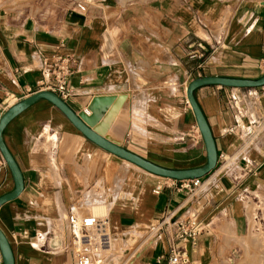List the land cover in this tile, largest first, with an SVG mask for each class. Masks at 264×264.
Returning a JSON list of instances; mask_svg holds the SVG:
<instances>
[{
	"label": "crops",
	"instance_id": "obj_1",
	"mask_svg": "<svg viewBox=\"0 0 264 264\" xmlns=\"http://www.w3.org/2000/svg\"><path fill=\"white\" fill-rule=\"evenodd\" d=\"M57 52L78 61L65 99L73 110L96 95L125 94L127 116L113 129L123 147L164 167H199L207 153L187 87L202 76L263 75L264 0H0V118L41 90L42 60ZM194 93L219 159L192 193L97 146L45 99L15 116L3 138L24 187L0 206L15 264H75L72 204L108 218L117 264H156L171 231L150 228L171 213L205 224L189 264H230L253 221L264 226V124L256 149L240 135L255 123L242 113L252 97L255 113L264 111V86ZM14 186L0 151V196Z\"/></svg>",
	"mask_w": 264,
	"mask_h": 264
},
{
	"label": "water",
	"instance_id": "obj_2",
	"mask_svg": "<svg viewBox=\"0 0 264 264\" xmlns=\"http://www.w3.org/2000/svg\"><path fill=\"white\" fill-rule=\"evenodd\" d=\"M204 85H217L234 88H258L264 86V73L257 79L202 76L193 79L189 83L187 87V99L191 105L199 131L205 143L207 159L206 163L202 166L183 169L161 166L122 146L121 137L115 135L113 129L120 119H125L127 116L126 111L128 102L125 94H104L93 96L87 109L79 112L73 110L69 103L56 92L46 89L36 91L32 95L14 103L0 118V151L12 173L15 186L11 192L0 196V206L17 198L24 187L21 169L4 141L3 131L15 116L40 99H45L57 107L88 140L149 173L175 180L203 178L216 168L219 159L212 129L195 98V90ZM0 250L4 264H15L11 244L1 229Z\"/></svg>",
	"mask_w": 264,
	"mask_h": 264
},
{
	"label": "built area",
	"instance_id": "obj_3",
	"mask_svg": "<svg viewBox=\"0 0 264 264\" xmlns=\"http://www.w3.org/2000/svg\"><path fill=\"white\" fill-rule=\"evenodd\" d=\"M80 8L85 10L84 6H80ZM77 62V58L69 53L57 52L51 57H44L40 67L41 89L54 91L64 99L69 97L71 94L69 82ZM174 181L178 183L179 189L190 193L201 185V178L174 179ZM162 188L163 183H158L156 191L160 192ZM67 222L74 239V245L77 247L75 264H101L102 258L85 248L92 247L95 252H98L99 249H107L110 244V236L106 232L109 225L108 218H99L93 214L84 215L79 205L72 204L68 209ZM169 229L171 231V234H168L170 249L167 253L160 254L156 258V264H162L163 261H166L167 264H189L191 261L190 250L196 247L198 238L205 229V224L191 216L180 217L171 213L158 219L150 228L154 236H159L163 232L168 233ZM91 231H94L97 236L94 237Z\"/></svg>",
	"mask_w": 264,
	"mask_h": 264
},
{
	"label": "rangeland",
	"instance_id": "obj_4",
	"mask_svg": "<svg viewBox=\"0 0 264 264\" xmlns=\"http://www.w3.org/2000/svg\"><path fill=\"white\" fill-rule=\"evenodd\" d=\"M247 90H255L257 88H246ZM245 102V100H244ZM240 105V102L238 103ZM254 106L259 107L260 102L257 97L251 98L249 101V108L246 111H242L243 114L250 116L252 121H255L252 127H247L246 129L241 130V137L244 139L245 143L247 145V150H251L252 148L257 147V144L260 142L255 140L256 134L260 127L264 124V111L260 109L259 115L255 113V109L253 110ZM259 116V117H258ZM264 129H261L260 133L263 132ZM256 149V148H255ZM88 203V204H87ZM83 204L87 205H94V202L85 197L83 199ZM93 215H96L93 211L90 212ZM102 218V216H99V218ZM258 221V220H257ZM250 234L245 237V239L238 240L237 241V251L235 252L236 257L231 259L230 264H264V226L260 224V222H256V220L253 221V225L249 228ZM106 232L109 234L111 239V246L108 249H99L98 252H95V250L92 247H86L85 250H88L89 252H94V255H98L102 258L101 264H109L110 261H112L110 264H117L119 261V257L117 254H115V249L113 247L112 243V237L110 235L109 229H106ZM92 234H94V237L97 236L94 231H91ZM94 250V251H93Z\"/></svg>",
	"mask_w": 264,
	"mask_h": 264
},
{
	"label": "bare ground",
	"instance_id": "obj_5",
	"mask_svg": "<svg viewBox=\"0 0 264 264\" xmlns=\"http://www.w3.org/2000/svg\"><path fill=\"white\" fill-rule=\"evenodd\" d=\"M229 165V164H228ZM99 212V211H98ZM96 214V213H95ZM264 236V235H263ZM111 240V239H110ZM111 245V242H110V244L108 245V247L107 248H109V247H112V246H110Z\"/></svg>",
	"mask_w": 264,
	"mask_h": 264
}]
</instances>
